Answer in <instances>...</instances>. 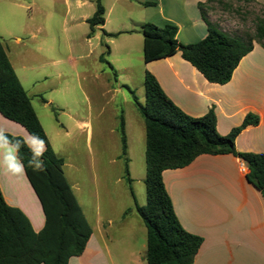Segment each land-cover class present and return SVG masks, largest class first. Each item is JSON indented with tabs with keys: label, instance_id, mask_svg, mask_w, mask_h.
Instances as JSON below:
<instances>
[{
	"label": "rangeland",
	"instance_id": "1",
	"mask_svg": "<svg viewBox=\"0 0 264 264\" xmlns=\"http://www.w3.org/2000/svg\"><path fill=\"white\" fill-rule=\"evenodd\" d=\"M11 1L24 5L4 0L16 30L23 23L43 28L36 38L20 35V43L4 38L15 72L54 151L65 160V175L89 222L96 228L99 211L118 223L124 210L130 215L136 205L147 204L146 126L138 108L146 103L143 35L134 24L142 15L141 0H100L105 26L94 29L87 19L99 0ZM263 12L246 0H208L204 7L210 22L241 37L255 35ZM132 216L128 227L143 220Z\"/></svg>",
	"mask_w": 264,
	"mask_h": 264
},
{
	"label": "trees",
	"instance_id": "2",
	"mask_svg": "<svg viewBox=\"0 0 264 264\" xmlns=\"http://www.w3.org/2000/svg\"><path fill=\"white\" fill-rule=\"evenodd\" d=\"M255 2V0H246ZM200 3L209 34L200 42L184 45L177 39L178 27L145 24L144 61L146 64L181 53L210 82L225 85L231 81L242 59L255 44L264 48V12L256 20L255 35L232 36L210 23ZM105 9L100 0L94 16L88 19L92 29L105 25ZM146 103L138 108L146 126V193L147 204L136 205L147 230V264H195L204 243L200 236L188 232L181 224L163 174L191 165L203 155H233L248 167L247 180L264 198V154L240 153L236 138L250 126H257L258 116L249 115L242 126L229 135L217 130L213 110L194 118L178 108L164 93L150 72L145 75ZM0 113L23 126L33 137L44 141L42 170H34L29 161L32 148L21 136L4 133L11 143L21 142L17 153L26 176L36 193L44 215L45 226L36 232L30 219L19 208L12 207L0 187V264H69L84 254L93 235L92 226L76 197L64 171L65 160L51 146L33 106L32 98L21 83L9 59L5 40L0 37ZM124 133V122L121 123ZM123 154H127L123 136ZM128 172V170H127ZM129 181L132 182L131 179Z\"/></svg>",
	"mask_w": 264,
	"mask_h": 264
},
{
	"label": "crops",
	"instance_id": "3",
	"mask_svg": "<svg viewBox=\"0 0 264 264\" xmlns=\"http://www.w3.org/2000/svg\"><path fill=\"white\" fill-rule=\"evenodd\" d=\"M207 1L141 0L142 15L134 24L141 29L148 23L159 27L172 24L178 27L177 39L182 44H196L209 34L199 7ZM10 2L14 7H24ZM255 2L264 10V0ZM4 4L0 0V37L20 43V35L36 38L41 33L42 27L30 23L16 30L8 21ZM142 60L144 79L146 72L154 75L164 93L184 113L201 118L213 110L222 136L242 126L247 116H258L259 124L246 128L236 138V149L240 153L264 154L263 47L255 44L225 85L210 83L181 53L146 64L143 52ZM82 125L91 129L89 123ZM0 132L21 136L31 145L29 132L1 113ZM2 158L0 150V161ZM247 173V165L233 155H203L186 168L164 172V183L182 226L204 239L195 264H264V198L248 182ZM0 187L8 204L24 212L35 231L40 232L45 215L26 173H6L0 164ZM126 212L120 214L122 221L118 223L122 227L112 228L118 220L102 218L98 211L96 228L90 223L93 235L84 254L69 264H147V227L139 219L128 227L132 215H139L136 209L130 215Z\"/></svg>",
	"mask_w": 264,
	"mask_h": 264
},
{
	"label": "clouds",
	"instance_id": "4",
	"mask_svg": "<svg viewBox=\"0 0 264 264\" xmlns=\"http://www.w3.org/2000/svg\"><path fill=\"white\" fill-rule=\"evenodd\" d=\"M27 143V142H25ZM21 146L20 141H16L14 144L8 141L2 132H0V150L3 151V158L0 161L6 173L12 175H23L25 172L22 161L19 160L17 153ZM33 151L32 159L29 161L30 166L34 170H42L43 168V152L46 150L44 141L39 137L33 136L31 139V145Z\"/></svg>",
	"mask_w": 264,
	"mask_h": 264
}]
</instances>
